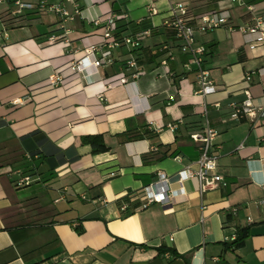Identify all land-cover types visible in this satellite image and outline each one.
<instances>
[{
	"label": "crops",
	"instance_id": "1",
	"mask_svg": "<svg viewBox=\"0 0 264 264\" xmlns=\"http://www.w3.org/2000/svg\"><path fill=\"white\" fill-rule=\"evenodd\" d=\"M187 1L192 23L208 11L228 14L226 24L196 31L218 85L206 95L164 23L169 0H78V13L65 2L73 14L68 41L53 42L50 34L64 32L59 13L29 9L15 23L0 0V264H264V117L231 119L228 107L246 88L255 104L264 100V41L242 29L258 18L264 29V0ZM108 13L128 23L124 34L150 30L133 50L137 77L125 65L127 45L113 49L111 64L79 74L70 68L101 40L93 20ZM54 71L66 76L63 84L47 81ZM247 71H254L248 82ZM121 72L124 82L107 86ZM205 107L227 185L201 193L195 179L184 191L171 181L169 199L142 207L128 193L157 180L159 170L197 167L190 134L204 125ZM136 132L143 137H131ZM88 135H100L106 148L94 151ZM13 169L33 180L19 184ZM241 228L248 234L235 246L231 236Z\"/></svg>",
	"mask_w": 264,
	"mask_h": 264
},
{
	"label": "built area",
	"instance_id": "2",
	"mask_svg": "<svg viewBox=\"0 0 264 264\" xmlns=\"http://www.w3.org/2000/svg\"><path fill=\"white\" fill-rule=\"evenodd\" d=\"M8 1V11L11 14V18L15 23L22 20L25 17V10L29 9H42L52 10L60 14L61 27L64 30L60 34H50L47 38L48 42H53L58 39H65L68 41L67 27L65 22L68 19L73 18V14L65 6V2H71L74 5L75 12H79L78 0H58L56 2H50L49 0H39L38 2H31L26 0H1ZM171 5L169 8L168 18L164 23L173 29L175 36L182 41V48L189 54L187 65L193 64L196 72L197 92L206 95L214 93L218 89V85L211 78L208 68L204 65V54L206 52V46L204 44L195 45L196 31H206L226 24L228 20V14L224 11H208L198 16L197 22L192 23L189 15V3L187 0L176 1L169 0ZM10 5V6H9ZM119 15L115 13H108L105 15H99L94 18L95 25L102 27L101 40L98 43H92L84 48V54L78 58H72L70 61L71 70L79 74L88 65L99 67L102 65H108L113 62V49L127 45L130 48V56L126 59L125 65L127 68H132L131 77H137L143 71L138 66L137 59L133 50L139 47L141 40L145 38L149 33V29H145L137 32L134 35H118L117 21ZM263 21L258 18L254 26L250 28H242L247 34H255V41H264V29L260 28ZM252 42V41H251ZM255 44L250 43L253 47ZM164 47H167L166 45ZM167 60L164 59L163 63ZM262 71V69H259ZM254 71H247L245 73V81H250L252 73ZM127 78L124 72L113 76L111 80L107 81V86H112L116 83H122ZM64 76L59 71L51 73L47 81L54 86L63 84L66 81ZM246 97L239 102H230L229 118L239 120L243 117H248L253 123L261 117H264V100L260 104H255L253 101L252 93L248 88L245 89ZM219 106V102L214 103ZM203 117L205 123L203 126L193 130L190 134L191 138L198 143L200 149V155L195 160L197 167H193V162L187 163L175 172L174 174H168L165 170L158 171V178L154 182L144 186L140 190H134L128 193L130 198L142 199V207H146L154 202H163L170 198L174 190L170 188V182H177L181 191H184V181L187 179H195L198 185V190L202 193L206 190L216 188L218 186L227 185V180L223 174L218 172V155L213 151L215 139L219 132L217 128L210 124L208 118V109L205 107L203 110ZM172 127L175 124H170ZM242 146V144L240 145ZM11 170V169H10ZM15 173L19 175V184H28L33 178L29 174H23L21 169H13ZM121 209L126 211L128 209L127 204H122ZM236 208H233L235 211ZM236 238V234L231 236V240ZM169 255L168 252H166Z\"/></svg>",
	"mask_w": 264,
	"mask_h": 264
},
{
	"label": "trees",
	"instance_id": "3",
	"mask_svg": "<svg viewBox=\"0 0 264 264\" xmlns=\"http://www.w3.org/2000/svg\"><path fill=\"white\" fill-rule=\"evenodd\" d=\"M196 18V16L194 17ZM192 20V19H191ZM117 31L116 34L118 35H134L135 33H128V34H124L123 32L127 29V25L128 23L124 22L123 19H118L117 21ZM142 27H145V25H142ZM145 30V29H142ZM140 30V31H142ZM139 32V31H138ZM143 133L140 132H136L134 134L131 135V137H143ZM85 141H89L91 144H93V150L94 151H100L106 148V145L102 142L100 135H88L84 137ZM248 232L246 230V228H241L238 230V235L236 236V238L232 241L233 245L235 246H240L241 244H243L245 237L247 236Z\"/></svg>",
	"mask_w": 264,
	"mask_h": 264
}]
</instances>
